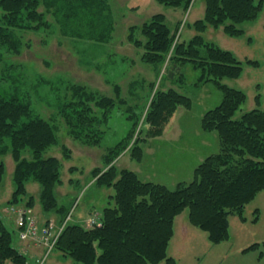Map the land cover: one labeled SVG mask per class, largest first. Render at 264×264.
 I'll list each match as a JSON object with an SVG mask.
<instances>
[{
	"label": "trees",
	"instance_id": "16d2710c",
	"mask_svg": "<svg viewBox=\"0 0 264 264\" xmlns=\"http://www.w3.org/2000/svg\"><path fill=\"white\" fill-rule=\"evenodd\" d=\"M155 1L183 10L191 3V0ZM93 4L92 0H82L81 5L77 2L75 7L92 11ZM39 5V0H0L4 12L0 20V43L4 42L18 54L19 44L13 39V29L34 32L48 27L44 14L38 11ZM263 7L264 0H204L203 17L189 24L196 31L194 36L173 47L168 65L174 69L165 64L162 72L160 81L163 79L172 87L156 92L150 99L145 117L141 115L140 118L145 124V134L139 140L144 141L163 132L177 107L190 108L191 99L175 83L178 80L181 85L185 84L181 69L189 63L200 71L199 82L213 83L222 94L221 102L205 111L201 119L203 131L217 133L218 152L206 157L194 169L192 180L179 182L174 189L142 180L130 170L116 174L113 164L105 170L92 171L95 182L111 191L108 193L110 201L102 208L99 222L94 225L68 221L73 204H61L55 195V188L62 183L61 163L55 156H43L47 147L56 141L55 126L33 113L29 101L16 94H0V157L10 152L15 162L11 178L13 191L0 205V264L28 262V257L13 246L11 231L5 227L1 215L8 206L33 208L34 196L26 188L29 181L40 187L38 201L42 212L54 213L58 223L65 222L51 250L72 259L74 264H175L167 249L173 235L174 218L185 209L189 223L205 232L210 243L217 245L227 241L229 217L237 216L244 221L245 206L264 190V110L254 108L234 118L245 102L246 94L221 80L238 78L243 71V62L233 52L206 41L203 33L208 28L222 27L230 37L242 36L241 25L255 21ZM106 9L109 7L105 6ZM112 26L109 20V30ZM142 26V40L136 42L133 38L138 27L130 28L128 40L136 46L144 42L142 59L149 65L163 68L173 43L172 28L164 14L159 13L152 15ZM109 30L102 34L104 37L100 41H105ZM245 63L259 66L254 60ZM115 88V97H99L81 85L66 89L69 98L59 105L58 112L73 138L92 146L99 144L104 132L101 125L106 121L108 111L127 99L122 98L118 87ZM256 104L260 105V94L256 96ZM129 117L136 122L135 126L140 123L134 114ZM133 132L134 129L128 132L126 139L109 149L104 158L106 164L113 162L127 148ZM139 140L131 146V155L137 161L142 153ZM27 149L32 152L30 158L23 155ZM4 174V162L0 159V185ZM257 214L256 210L253 223L257 222ZM259 247V243H254L242 253L257 251Z\"/></svg>",
	"mask_w": 264,
	"mask_h": 264
},
{
	"label": "rangeland",
	"instance_id": "374dc122",
	"mask_svg": "<svg viewBox=\"0 0 264 264\" xmlns=\"http://www.w3.org/2000/svg\"><path fill=\"white\" fill-rule=\"evenodd\" d=\"M39 1L38 11L44 14L49 26L34 32L13 29V39L19 44L18 54L4 42L0 43V94H16L20 99L29 101L33 113L55 126L56 141L47 147L43 156H55L60 160L62 183L55 188V195L59 203L73 204L69 220L85 225L89 210L91 218H99L102 208L110 201L108 193L111 191L95 182L92 171L105 170L112 164L116 174H120L121 170H130L142 180H153L169 189H174L176 179L183 175L188 177L185 182L192 180L194 169L219 150L217 133L203 131L201 119L202 113L221 102V92L211 82H199L200 71L188 63L181 69L185 84L181 85L178 80L175 83L191 99L190 108L177 107L163 132L144 141L139 140L145 134V124L140 118L141 115L145 117L150 99L156 92L172 87L167 81H160L162 72L165 64L171 66L168 63L173 47L194 36L196 31L189 24L203 17L204 0H191L186 10L167 7L155 0H143L145 6L140 11L133 7L134 2L140 0H92L95 3L92 11L75 7L77 2L81 5L82 0ZM105 6L110 10H105ZM157 13L164 14L173 33V43L163 68L149 65L142 59L144 42L136 46L128 40L130 28L138 27L133 38L136 42L141 41L142 24ZM2 16L4 12L0 8V20ZM109 20L112 24L115 22V29L113 26L111 31ZM241 27L244 33L236 37L226 35L222 27L208 28L203 33L206 41L233 52L243 62V71L238 78L221 80L223 84L246 94V100L234 118L254 108L264 110V7L255 21L244 23ZM107 29V34L111 36L105 35L106 39L102 42V34ZM246 60L257 61L259 66L247 65ZM72 85L85 86L99 97L117 96L114 90L118 87L122 98H127L108 111V117L101 125L104 132L96 146L73 138L69 134L70 128L59 115V105L69 98L65 92ZM129 94L134 98H130ZM257 94H260L259 106L256 104ZM133 114L139 117L137 126L129 117ZM132 129L134 132L127 148L113 162L106 164L104 158L109 149L126 139ZM138 140L142 148L139 161L131 155V146ZM23 152L25 157L30 158V150ZM179 153H182L181 157ZM0 159L5 167L0 185V203H3L13 189L11 178L15 162L10 152ZM26 188L35 193L34 211L37 213L40 210L39 186L32 182ZM256 210L257 222L253 223ZM243 216L244 221L237 216L229 217V242L214 245L208 241L205 232L189 223L188 210L185 209L174 218L175 237L172 235L169 241L168 256L175 260V264H264V190L245 206ZM5 221L11 231L13 246L20 248L21 242H18L13 223ZM53 221L61 224L58 220ZM254 243H259V250L242 253ZM47 257H44L43 264H74L72 259L61 256L55 250ZM32 264L37 263L33 260ZM38 264H42V259Z\"/></svg>",
	"mask_w": 264,
	"mask_h": 264
},
{
	"label": "built area",
	"instance_id": "2783aa9c",
	"mask_svg": "<svg viewBox=\"0 0 264 264\" xmlns=\"http://www.w3.org/2000/svg\"><path fill=\"white\" fill-rule=\"evenodd\" d=\"M6 210L15 215L19 239L22 242L46 248L43 257L50 252L65 226V222L58 225L51 221L41 226L38 225L30 208L8 206ZM90 223L97 224L96 218L91 219Z\"/></svg>",
	"mask_w": 264,
	"mask_h": 264
},
{
	"label": "crops",
	"instance_id": "0c3cea01",
	"mask_svg": "<svg viewBox=\"0 0 264 264\" xmlns=\"http://www.w3.org/2000/svg\"><path fill=\"white\" fill-rule=\"evenodd\" d=\"M151 1H153V0H151ZM134 3H136V4H134V10H139L140 11V9L141 8H143L142 6H145V3L143 2V0L141 1H136V2H134ZM109 10H110V8H109ZM169 24V23H168ZM113 26H114V29H115V22L112 24ZM112 26V27H113ZM112 30V28L110 29V31ZM113 34H114V31L112 32ZM110 34V33H109ZM108 34V35H109ZM112 34V35H113ZM110 36H111V34H110ZM109 37V36H108ZM108 40V42H109V38L107 39ZM172 67V66H171ZM174 68H172V70H173ZM203 114V113H202ZM181 155H182V153H179V157H181ZM199 162V161H198ZM197 162V163H198ZM196 163V164H197ZM192 166H194V165H192ZM190 171V170H189ZM187 173V175L189 174L188 173V171L186 172ZM140 177V176H139ZM188 178V177H187ZM186 178V176L185 175H183V176H181L180 178H178V179H176V181H175V183H178V182H180V181H187L188 179ZM152 179V178H151ZM187 179V180H186ZM145 181H151V182H155V181H153V180H146L145 179ZM32 182L33 181H29L28 183H27V185H31L32 184ZM3 183V182H2ZM34 183H36V182H34ZM13 184V183H12ZM37 185H38V183H36ZM39 186V185H38ZM13 188H14V186H13ZM12 191H13V189L9 192V195L7 196V197H5V199H4V201H3V203H5L8 199H9V197H10V195H11V193H12ZM38 191H40V187L38 188ZM29 192V191H28ZM29 193H31V192H29ZM33 196H34V199H35V193L33 194V193H31ZM3 203H0V205H2ZM34 207H35V204H34V206H33V208H32V213L34 214V217H35V219L37 220V224L38 225H44V221H47V220H57V215L56 214H54V213H49V214H44L43 212H42V210H41V207H40V210L37 212V213H35V211H34ZM89 216H87V218L85 219V221L90 217V215H91V210H89ZM2 219H3V222H6L5 220H9V221H11L12 223H13V230L17 233V236H18V230H17V225H16V221H15V216L13 215V214H11V213H9V212H6V211H4V209L2 210ZM71 221H73V220H71ZM74 222V221H73ZM4 225H5V227H6V224L4 223ZM7 228V227H6ZM173 237H175V235H173ZM11 238H12V235H11ZM17 239H19V237L17 238ZM230 239V238H229ZM229 239L227 240V241H225V242H223V243H227V242H229ZM20 240H18V242H19ZM21 242V241H20ZM19 242V243H20ZM12 243H13V241H12ZM220 244H222V243H220ZM220 244H217V245H220ZM192 245V244H191ZM20 248H16L18 251H20L21 253H23L24 255H26L27 257H28V262H27V264H32V261L34 260V262L35 261H37V259L41 256L42 257V255L43 254H45V250H46V248L44 249V247L43 246H41V245H33V244H29V245H27V244H24L23 242H21L20 243V246H19ZM184 250V249H183ZM51 252H52V250L50 251V253H48L47 255H48V257H49V255L51 254ZM228 253H229V251H228ZM227 253V254H228ZM46 255V256H47ZM47 257V258H48ZM47 258H46V260H47ZM45 260V261H46Z\"/></svg>",
	"mask_w": 264,
	"mask_h": 264
},
{
	"label": "water",
	"instance_id": "95a60500",
	"mask_svg": "<svg viewBox=\"0 0 264 264\" xmlns=\"http://www.w3.org/2000/svg\"><path fill=\"white\" fill-rule=\"evenodd\" d=\"M172 68H174V67H171V69H172ZM178 70H179V69H177V71H178Z\"/></svg>",
	"mask_w": 264,
	"mask_h": 264
}]
</instances>
